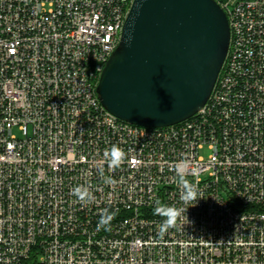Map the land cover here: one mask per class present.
<instances>
[{
  "label": "built area",
  "instance_id": "built-area-1",
  "mask_svg": "<svg viewBox=\"0 0 264 264\" xmlns=\"http://www.w3.org/2000/svg\"><path fill=\"white\" fill-rule=\"evenodd\" d=\"M134 1L0 0V264H264V0H216L230 41L214 89L165 127L119 119L96 92ZM157 200L189 207L163 237Z\"/></svg>",
  "mask_w": 264,
  "mask_h": 264
},
{
  "label": "water",
  "instance_id": "water-1",
  "mask_svg": "<svg viewBox=\"0 0 264 264\" xmlns=\"http://www.w3.org/2000/svg\"><path fill=\"white\" fill-rule=\"evenodd\" d=\"M229 41L228 18L216 0H135L97 95L131 124H177L208 101Z\"/></svg>",
  "mask_w": 264,
  "mask_h": 264
},
{
  "label": "clouds",
  "instance_id": "clouds-1",
  "mask_svg": "<svg viewBox=\"0 0 264 264\" xmlns=\"http://www.w3.org/2000/svg\"><path fill=\"white\" fill-rule=\"evenodd\" d=\"M126 158V153L124 150L118 145H112L109 149L104 151V159L108 164L110 170H114L115 168L120 167V165L124 162ZM187 162L182 161L181 164L177 168V184L179 185L182 192V200L185 204L190 202H195L192 206H195L197 201L202 197L198 195V187L195 183L189 181L185 174V169L187 168ZM101 175L103 173L101 172ZM104 182L106 184H112L114 181L111 177H105ZM73 194L77 196V198L84 204H88L92 202L93 196L89 188L80 185L73 189ZM187 208L177 209L175 207H169L162 204L161 201H156V208L154 209L156 214H161V210L163 209L164 219L160 223L158 227V235L163 237L170 228L175 226V222L178 218L181 217L182 214H186ZM100 219L97 222V231L110 230V222L115 218L116 213L114 211H110L108 208L103 209L100 212ZM187 217V216H186ZM188 220V219H187Z\"/></svg>",
  "mask_w": 264,
  "mask_h": 264
},
{
  "label": "rangeland",
  "instance_id": "rangeland-1",
  "mask_svg": "<svg viewBox=\"0 0 264 264\" xmlns=\"http://www.w3.org/2000/svg\"><path fill=\"white\" fill-rule=\"evenodd\" d=\"M15 132H17V131L15 130ZM205 154H208V151H205Z\"/></svg>",
  "mask_w": 264,
  "mask_h": 264
}]
</instances>
